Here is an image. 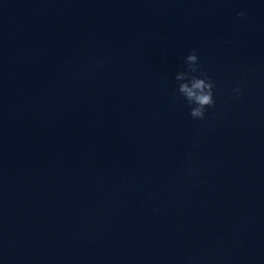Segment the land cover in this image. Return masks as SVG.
Returning a JSON list of instances; mask_svg holds the SVG:
<instances>
[{"label":"water","instance_id":"obj_1","mask_svg":"<svg viewBox=\"0 0 264 264\" xmlns=\"http://www.w3.org/2000/svg\"><path fill=\"white\" fill-rule=\"evenodd\" d=\"M0 264H264V0H0Z\"/></svg>","mask_w":264,"mask_h":264},{"label":"clouds","instance_id":"obj_2","mask_svg":"<svg viewBox=\"0 0 264 264\" xmlns=\"http://www.w3.org/2000/svg\"><path fill=\"white\" fill-rule=\"evenodd\" d=\"M237 17H243L244 12H237ZM185 71L175 74V80L178 81L177 92L182 96L189 106V115L194 120H203L205 118L206 108L215 106L213 97V88L215 87L210 76L202 69L198 61L195 50L189 52L184 57ZM199 73V75H194ZM233 96L238 97L241 93L240 86L237 85L233 90ZM179 97L174 95L173 99Z\"/></svg>","mask_w":264,"mask_h":264}]
</instances>
